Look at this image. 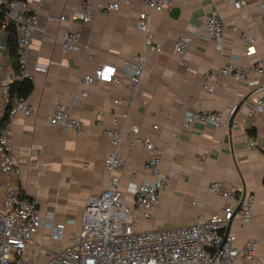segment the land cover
<instances>
[{
    "label": "crops",
    "instance_id": "obj_1",
    "mask_svg": "<svg viewBox=\"0 0 264 264\" xmlns=\"http://www.w3.org/2000/svg\"><path fill=\"white\" fill-rule=\"evenodd\" d=\"M26 4L38 15L39 22L26 65L34 86L28 97L33 116L18 115L6 130L22 172V196L38 203L43 218L51 214L54 225L66 224V235L51 245V254L63 250L70 237L79 233L85 201L107 188L105 161L111 146L103 132L112 126L115 114L130 111L131 122L150 135L162 153L163 174L172 176L152 220L141 223L140 230L190 225L200 217L208 218L226 203L221 196L209 193V184H235L240 187L239 203L244 196L255 195L256 204L251 222L245 224L236 218L230 232L236 235L240 249L247 241L256 240L257 255L264 260V154L260 149H248L250 138L258 143L264 140V116L258 115L248 126L231 130L228 125L214 128L196 124L183 131L181 126L188 111L221 112L229 123L231 111L245 97L250 96L252 102L260 95L234 80L216 87L213 93L203 88L207 72L221 70L230 63L248 69L264 58V15L258 2L250 0L248 7L236 11L227 0H194L152 13V42L161 52H147L142 91L131 110V89L124 64L143 52L144 35L137 25L141 15L149 13L148 8L137 2L117 12L101 10L91 23H54L50 18L79 9L82 1L26 0ZM213 12L225 28L223 50L207 40L203 29L184 62L179 60L174 52L178 36L202 26ZM70 32L79 35V46L65 53L62 38ZM243 34L256 40L255 55H246ZM1 63L6 67L2 78L12 79L16 72L8 53ZM38 66L48 70L40 72ZM97 66L116 67L118 82L84 84V78ZM84 92L87 98L82 97ZM57 97L84 124V132L49 124ZM117 99L123 101L120 106L114 104ZM246 114L247 105L237 114V123ZM155 125L158 130H153ZM248 130L254 131L253 137ZM122 152L127 164L121 173L120 189L125 192L131 174L141 169L149 154L127 145ZM4 180L0 174V202ZM144 180L150 178H139V182ZM127 202L132 203V199L127 197ZM70 221L75 223L68 224ZM49 235L50 228L44 226L35 241H47ZM36 251L35 244L29 247L30 260L35 259ZM235 264L247 263L239 260Z\"/></svg>",
    "mask_w": 264,
    "mask_h": 264
},
{
    "label": "built area",
    "instance_id": "obj_2",
    "mask_svg": "<svg viewBox=\"0 0 264 264\" xmlns=\"http://www.w3.org/2000/svg\"><path fill=\"white\" fill-rule=\"evenodd\" d=\"M81 1L79 9L52 17L50 21L91 23L101 10L117 12L122 7H130L137 2L149 10V13L141 15L137 25V29L144 35L143 52L135 60L126 61L124 64L131 89L128 101L131 110L137 94L142 91L147 52H161V49L152 42L151 14L164 12L174 4L194 0ZM227 1L236 11L248 7L250 2V0ZM256 1L264 15V0ZM2 4L3 1H0V13ZM3 18L0 22V174L5 180L0 202V264H42L40 256L48 257L45 264H235L239 260L247 264L264 263L257 255L256 240L247 241L240 249L237 246L236 235L231 232L227 234L229 225H232L236 218L245 224L254 218L256 196H245L244 200L240 201L241 207L238 209L240 187L235 184L218 181L209 184V193L221 196L226 203L216 214L208 218L200 217L190 225L140 230L141 223L152 220L160 197L169 187L172 176L163 174L162 153L153 143L151 136L142 133L140 127L131 122L130 111L121 115L115 114L112 126L103 132L111 146V153L105 161L107 188L99 196L89 197L85 201L79 233L70 237L68 245L63 250L51 254V245L65 237L66 224L54 225L51 214L43 218L38 203L22 196L20 185L22 172L6 130V126L18 115L33 116L28 99L18 98L11 101L10 85L30 78L26 65L34 34L39 31L38 15L30 10L26 2H11L6 4ZM10 23L14 24L16 29L20 67L12 79H4L2 74L6 67L1 60L8 53L6 28ZM203 29L207 32V40L216 43L218 49L223 50L225 28L218 14L213 12L204 20L202 26L193 27L189 34L178 36L174 52L179 60L183 61L193 41L202 37ZM243 41L247 47L246 55H255L257 48L254 37L243 34ZM62 42L65 53L76 51L79 46V35L73 32L66 33ZM37 70L46 72L48 68L38 66ZM116 71L117 68L113 66H97L91 75L84 78L83 83L88 86L95 82L116 83L118 82ZM263 79L264 58L258 65L248 69L230 63L221 70L207 72L203 88L213 93L216 87L228 80H234L256 90L264 86ZM87 96V92L82 95L83 98ZM122 103L120 99L114 101L116 106ZM246 105V116L240 123L236 121L233 127L248 126L256 116H264V90L254 101H248ZM234 111L235 109L231 111V115ZM49 124L76 133L85 130L84 124L72 115L71 108L65 105L60 97L56 98ZM196 124L222 128L227 127L228 121H224L221 112H186L181 124L182 130L188 131ZM152 128L158 130L156 125ZM124 145L130 149L146 150L149 154L141 169L131 174L125 192L120 189L121 173L127 164L122 152ZM248 149H260L264 154V140L258 143L250 138ZM142 176H148L150 180L139 182ZM127 197L132 199V203L127 202ZM71 223L75 222H68ZM44 226L50 228L49 239L36 242L35 237ZM34 244L37 251L35 259L30 260L28 250Z\"/></svg>",
    "mask_w": 264,
    "mask_h": 264
},
{
    "label": "trees",
    "instance_id": "obj_3",
    "mask_svg": "<svg viewBox=\"0 0 264 264\" xmlns=\"http://www.w3.org/2000/svg\"><path fill=\"white\" fill-rule=\"evenodd\" d=\"M11 2H26V0H4L2 4V12L0 13V22L3 21L4 12L6 10V4ZM6 33L8 34L7 39V48H8V56L11 60L12 67L14 71L17 73L20 67V61L18 56V49H17V36H16V29L14 24H9L6 28ZM33 82L30 78H25L21 81L13 82L10 85V99L14 101L18 98H25L28 99L30 94L33 91ZM6 122V119L4 123ZM249 134L253 137L254 131L248 130Z\"/></svg>",
    "mask_w": 264,
    "mask_h": 264
},
{
    "label": "water",
    "instance_id": "obj_4",
    "mask_svg": "<svg viewBox=\"0 0 264 264\" xmlns=\"http://www.w3.org/2000/svg\"><path fill=\"white\" fill-rule=\"evenodd\" d=\"M263 90H264V86H262V87H260V88H258V89H256V90H254V93H257V92L260 93V92L263 91ZM249 99H250V96L245 97V98L241 101V103L235 108V111H234V113L231 115L230 120H229V123H228V127H229L230 130L233 129L234 123L236 122L237 114H238V113L243 109V107L248 103ZM244 197H245V196H244ZM244 197H243L242 201L244 200ZM240 207H241V203L239 204L238 209H239ZM230 229H231V224L229 225V228L227 229V234L230 232Z\"/></svg>",
    "mask_w": 264,
    "mask_h": 264
},
{
    "label": "rangeland",
    "instance_id": "obj_5",
    "mask_svg": "<svg viewBox=\"0 0 264 264\" xmlns=\"http://www.w3.org/2000/svg\"><path fill=\"white\" fill-rule=\"evenodd\" d=\"M40 262L42 263V264H45L47 261H48V259H47V257L46 256H40Z\"/></svg>",
    "mask_w": 264,
    "mask_h": 264
}]
</instances>
